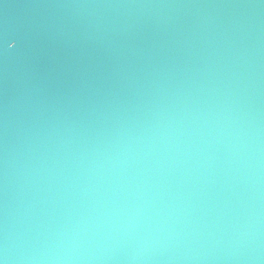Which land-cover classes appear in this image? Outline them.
<instances>
[{
	"label": "water",
	"instance_id": "obj_1",
	"mask_svg": "<svg viewBox=\"0 0 264 264\" xmlns=\"http://www.w3.org/2000/svg\"><path fill=\"white\" fill-rule=\"evenodd\" d=\"M0 264H264V0H0Z\"/></svg>",
	"mask_w": 264,
	"mask_h": 264
}]
</instances>
